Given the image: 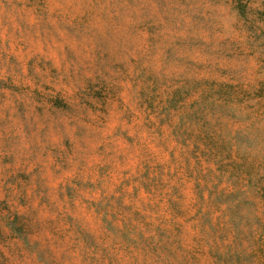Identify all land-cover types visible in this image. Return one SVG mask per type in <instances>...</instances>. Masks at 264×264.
Listing matches in <instances>:
<instances>
[{
	"label": "rangeland",
	"instance_id": "374dc122",
	"mask_svg": "<svg viewBox=\"0 0 264 264\" xmlns=\"http://www.w3.org/2000/svg\"><path fill=\"white\" fill-rule=\"evenodd\" d=\"M264 0H0V264H264Z\"/></svg>",
	"mask_w": 264,
	"mask_h": 264
},
{
	"label": "trees",
	"instance_id": "16d2710c",
	"mask_svg": "<svg viewBox=\"0 0 264 264\" xmlns=\"http://www.w3.org/2000/svg\"><path fill=\"white\" fill-rule=\"evenodd\" d=\"M262 194V193H261ZM262 196L264 197V195L262 194Z\"/></svg>",
	"mask_w": 264,
	"mask_h": 264
}]
</instances>
